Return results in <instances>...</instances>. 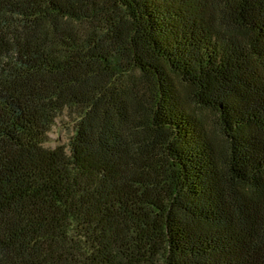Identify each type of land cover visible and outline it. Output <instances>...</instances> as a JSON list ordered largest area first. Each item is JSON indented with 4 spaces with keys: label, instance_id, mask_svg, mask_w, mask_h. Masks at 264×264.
<instances>
[{
    "label": "trees",
    "instance_id": "1",
    "mask_svg": "<svg viewBox=\"0 0 264 264\" xmlns=\"http://www.w3.org/2000/svg\"><path fill=\"white\" fill-rule=\"evenodd\" d=\"M0 264H264V0H0Z\"/></svg>",
    "mask_w": 264,
    "mask_h": 264
},
{
    "label": "rangeland",
    "instance_id": "2",
    "mask_svg": "<svg viewBox=\"0 0 264 264\" xmlns=\"http://www.w3.org/2000/svg\"><path fill=\"white\" fill-rule=\"evenodd\" d=\"M74 131L75 121L73 117L64 113L56 120L55 125L48 134V141L45 146L48 148L67 147L71 137L74 135Z\"/></svg>",
    "mask_w": 264,
    "mask_h": 264
}]
</instances>
